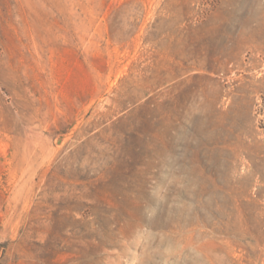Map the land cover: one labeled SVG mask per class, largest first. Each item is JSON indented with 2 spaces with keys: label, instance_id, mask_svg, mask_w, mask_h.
<instances>
[{
  "label": "rangeland",
  "instance_id": "1",
  "mask_svg": "<svg viewBox=\"0 0 264 264\" xmlns=\"http://www.w3.org/2000/svg\"><path fill=\"white\" fill-rule=\"evenodd\" d=\"M0 264H264V0H0Z\"/></svg>",
  "mask_w": 264,
  "mask_h": 264
}]
</instances>
